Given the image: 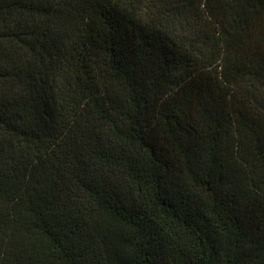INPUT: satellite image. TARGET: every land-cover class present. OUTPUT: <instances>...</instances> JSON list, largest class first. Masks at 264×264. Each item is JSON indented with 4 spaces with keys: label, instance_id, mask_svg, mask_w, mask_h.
<instances>
[{
    "label": "trees",
    "instance_id": "16d2710c",
    "mask_svg": "<svg viewBox=\"0 0 264 264\" xmlns=\"http://www.w3.org/2000/svg\"><path fill=\"white\" fill-rule=\"evenodd\" d=\"M0 264H264V0H0Z\"/></svg>",
    "mask_w": 264,
    "mask_h": 264
}]
</instances>
